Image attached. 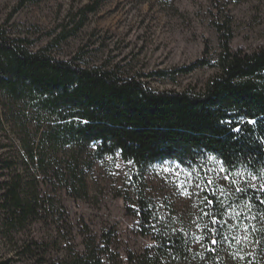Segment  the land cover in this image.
I'll return each mask as SVG.
<instances>
[{"label":"rangeland","instance_id":"1","mask_svg":"<svg viewBox=\"0 0 264 264\" xmlns=\"http://www.w3.org/2000/svg\"><path fill=\"white\" fill-rule=\"evenodd\" d=\"M224 22L231 49L264 46V0H0V28L26 39L31 50L47 46L57 59L139 77L154 90L202 88L213 67L176 70L201 57L212 61L218 52L215 23ZM28 121L19 129L0 113V160L9 162L0 172L18 175L23 191L36 199L35 214L0 237V263L59 264L82 254L90 242L102 264H140L153 240L138 226L139 196L153 210V229L180 231L190 249H200L203 199L233 183L219 165L195 173L155 163L135 179L136 171L118 155L97 159L90 150L74 157L64 148L47 154L38 167L21 146L33 138ZM152 264L183 263L162 258Z\"/></svg>","mask_w":264,"mask_h":264},{"label":"trees","instance_id":"2","mask_svg":"<svg viewBox=\"0 0 264 264\" xmlns=\"http://www.w3.org/2000/svg\"><path fill=\"white\" fill-rule=\"evenodd\" d=\"M215 30L218 52L212 61L201 57L176 70L187 74L211 66L214 75L197 91H178L154 90L139 77L57 59L47 46L31 50L26 39L0 28V113L19 129L27 120L33 123V138L21 146L36 166L42 167L47 154L69 148L74 157L90 150L97 159L118 155L136 171L135 179L155 163L170 162L195 173L217 164L233 182L228 191L203 199L198 250L190 249L180 231L153 229V210L139 196L138 226L153 240L140 264L162 258L261 264L264 257V46L233 50L228 25L215 23ZM8 168L0 160V170ZM69 171L74 182L76 168ZM35 205L18 175L0 172V237L32 217ZM59 264L102 261L87 242L82 254Z\"/></svg>","mask_w":264,"mask_h":264},{"label":"snow or ice","instance_id":"3","mask_svg":"<svg viewBox=\"0 0 264 264\" xmlns=\"http://www.w3.org/2000/svg\"><path fill=\"white\" fill-rule=\"evenodd\" d=\"M225 179H228V177H225ZM209 184H211L212 182L211 181H208ZM209 203H215V201H209ZM216 241L213 240L212 241V244L215 245Z\"/></svg>","mask_w":264,"mask_h":264}]
</instances>
